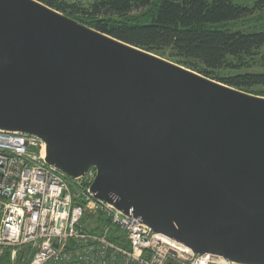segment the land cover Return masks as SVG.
I'll return each mask as SVG.
<instances>
[{"label":"water","instance_id":"95a60500","mask_svg":"<svg viewBox=\"0 0 264 264\" xmlns=\"http://www.w3.org/2000/svg\"><path fill=\"white\" fill-rule=\"evenodd\" d=\"M0 129L197 253L264 264V96L39 0H0ZM174 264V263H170Z\"/></svg>","mask_w":264,"mask_h":264},{"label":"built area","instance_id":"2783aa9c","mask_svg":"<svg viewBox=\"0 0 264 264\" xmlns=\"http://www.w3.org/2000/svg\"><path fill=\"white\" fill-rule=\"evenodd\" d=\"M46 156L38 136L0 129V260L10 250L14 262L32 246L29 264H241L197 253L97 198L95 167L72 179L74 191ZM88 214L102 216L94 232L83 222Z\"/></svg>","mask_w":264,"mask_h":264},{"label":"trees","instance_id":"16d2710c","mask_svg":"<svg viewBox=\"0 0 264 264\" xmlns=\"http://www.w3.org/2000/svg\"><path fill=\"white\" fill-rule=\"evenodd\" d=\"M39 1L157 55L162 56L163 50L170 49L176 63L264 96V31L246 32L236 27L239 21L247 22L256 13L264 18V0L251 7L232 0H95L88 6L65 0ZM134 11L136 15H132ZM255 67L259 70L250 69ZM225 70L236 72L223 75ZM69 182L75 191L76 182L72 179ZM28 248L18 249L14 264H19ZM10 253L6 251L0 264L13 263Z\"/></svg>","mask_w":264,"mask_h":264},{"label":"rangeland","instance_id":"374dc122","mask_svg":"<svg viewBox=\"0 0 264 264\" xmlns=\"http://www.w3.org/2000/svg\"><path fill=\"white\" fill-rule=\"evenodd\" d=\"M93 1H95V0H81L78 2H75V0H72L70 2H72V3L75 2L78 4H82L83 6H88ZM232 1L237 5H243V6H250L251 7L259 0H232ZM136 14H137V11H134V13L132 15H136ZM236 27L241 29V30H244L246 32L264 31V18H260L259 13H256V14L252 15V18L250 20H248L247 22L239 21L236 24ZM263 51H264V48H263ZM162 53H163L162 57L169 59L171 61H174V59L171 58V50L170 49H165L162 51ZM250 69L259 70L258 67L250 68ZM235 72L236 71H234V70H225L222 73H223V75L224 74L226 75V74H232ZM73 188H74V183H73ZM1 215H2V209L0 208V217H1ZM101 218H102L101 215H99L98 217H95V216L88 214L85 217L83 222L85 223L87 230H90V229H93L97 225V223L101 220ZM88 224H90L89 227L87 226ZM34 251H35V248H33L32 246H29V248L21 256L22 258L19 261V264H26V262L28 261V259L30 258V256L32 255V253ZM18 255H19V253H18ZM12 264H14V262Z\"/></svg>","mask_w":264,"mask_h":264},{"label":"bare ground","instance_id":"6f19581e","mask_svg":"<svg viewBox=\"0 0 264 264\" xmlns=\"http://www.w3.org/2000/svg\"><path fill=\"white\" fill-rule=\"evenodd\" d=\"M58 11V10H57ZM60 12V11H59ZM62 13V12H61ZM64 14V13H63Z\"/></svg>","mask_w":264,"mask_h":264}]
</instances>
